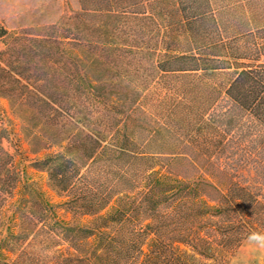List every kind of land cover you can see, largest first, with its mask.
<instances>
[{
	"label": "trees",
	"instance_id": "obj_1",
	"mask_svg": "<svg viewBox=\"0 0 264 264\" xmlns=\"http://www.w3.org/2000/svg\"><path fill=\"white\" fill-rule=\"evenodd\" d=\"M140 1L114 0L120 8L116 10L110 6L83 8L46 26L41 33L23 29L13 34L0 50V97L8 101L11 110L39 115L46 123L53 122L59 133L71 129L67 136H60L61 151L34 162L65 200L51 204L37 196L29 197L27 186L20 187L18 148L10 149L18 140L15 122L0 106V264H41L39 259L29 258L25 249L12 260L8 256L16 245L31 244L42 232L46 235L41 243L54 241L61 246L49 264H112L116 230L141 216L146 217L145 228L158 231L170 226L178 231L176 241L204 256H212L216 248L236 246L248 233L264 232V204L236 182L220 192L211 182L187 181L172 171L151 168L139 200L122 195L111 202L108 193L112 187L100 192L88 186V172L95 170L101 156L113 150L120 154L116 156L119 159L129 153L134 142L127 132L133 119L130 113L140 104L148 86L103 82L102 77L110 72L98 66V56L109 61L129 45L109 41L117 29L116 19H154L144 10H127ZM255 1L217 5L214 10L210 0H175L177 7L171 9L179 19L165 25L162 36L167 50L154 67L163 79L180 80L181 97L191 99L183 127L197 124V135L189 136L196 145L202 141L215 144L221 137L216 129L221 126L237 125L243 135L254 127L264 130V62L258 59L264 49V16L261 9L255 13ZM248 8L252 9L250 16L246 14ZM229 13L236 14L234 18L241 13L245 18L225 17ZM156 23L160 28L161 23ZM7 34L0 24V38ZM179 34L187 38L184 48L173 47L180 43L176 40ZM243 37L250 39L239 44L237 40ZM84 55H88L87 64ZM242 57L253 61L238 62ZM231 68L232 77L223 90V97L231 105L208 113L222 96L205 77ZM205 114L210 117L204 118ZM173 123L179 125L177 120ZM109 141L115 149L107 145ZM107 157V162L113 160ZM132 158L141 161L144 157L133 154ZM13 197L15 207L6 225L4 209ZM56 205L72 214L91 215V219L72 224L59 218ZM130 211H134V217ZM4 226L7 231L2 236ZM158 254L154 250L151 255L156 258ZM183 255L189 256L169 254L164 263L187 264Z\"/></svg>",
	"mask_w": 264,
	"mask_h": 264
},
{
	"label": "rangeland",
	"instance_id": "obj_2",
	"mask_svg": "<svg viewBox=\"0 0 264 264\" xmlns=\"http://www.w3.org/2000/svg\"><path fill=\"white\" fill-rule=\"evenodd\" d=\"M210 2L215 10L218 8L217 5L228 6L238 2L243 3L245 0H210ZM255 3L257 4L255 13L261 9L264 16V0H256ZM259 4L261 6L258 7ZM100 6H110L111 10L120 9L114 0H0V24L8 30L7 36L0 38V50L10 41L13 34L23 29L41 33L46 26L63 21L74 12ZM175 6V0H143L128 7L127 10H144L154 18L152 21L144 18L134 20L129 16L119 18L118 21L116 19L114 22L117 29L109 41L129 45L126 51L119 56L114 55L109 61L98 56V66L110 72L109 76L102 77V81L144 85L148 88L142 92L140 104L130 113L133 119L127 132L129 137L134 139L129 148L130 154L122 155L117 159L116 156L120 155L117 151L108 150L110 155L103 153L104 156H101L94 165L95 170L88 172L87 184L93 186V190L98 189L100 192H107L108 188L112 187L108 193L109 202L122 195H129L131 199L137 201L139 192L146 188L145 178L150 169L159 171L166 169L187 181L198 179L211 182L220 192H225L231 182H236L264 204V130L254 127L243 135V131L237 125L232 128L221 126L216 130H219L222 138L219 137L215 144L208 145V141H202L200 142L202 144L196 145L192 142V137L197 135V124L193 123V127L189 128L183 127L184 116H187L186 108L192 104L191 99L185 100L181 97L183 91L179 88L182 87L180 80L167 77L163 79L154 67L163 58V52L167 50L164 48V36H162L166 30L165 25L174 24L177 18L179 19V14L171 10ZM250 10L252 9H247V16L252 15ZM225 15L227 18L232 16L236 20L245 18L241 13H237L238 18H234L236 14ZM216 16L219 17L218 14ZM156 22L161 23L160 28L157 27ZM261 35L264 36L262 33ZM176 37L180 43L173 45L174 48L187 46L185 35L179 34ZM95 39L98 42L102 40ZM248 39L250 38L243 37L237 41L241 42L239 44H245ZM167 40L170 41V38ZM87 58L88 55H84L85 64L89 61H85ZM258 59L264 62V49L260 51ZM237 61L250 63L253 60L242 57ZM233 71L232 68L220 70L215 72V76L205 77L206 83L214 84L222 96L208 113L220 112L231 105L223 97V90ZM179 100L183 102L177 103ZM176 103L179 107L176 106L174 109ZM0 106L15 122L18 140L17 145L13 143L10 149L14 151L18 148L15 153L21 176L20 187L27 186V196H37L51 204L65 200L63 194L59 195L53 188L47 173L38 169L34 162L45 154L61 151L60 136H67L71 129L64 134L59 133L53 127L55 126L53 122L46 123L39 115L33 117L24 112L11 110L5 98L0 97ZM209 117V114L204 115L206 119ZM174 120L179 121V125L173 123ZM4 144L8 145L7 141H4ZM107 145L115 149L110 141ZM133 154L140 157L143 155L144 158L141 161L135 160L132 158ZM107 156L113 157V160L107 162ZM85 169H82L83 173H86ZM121 179H126L125 184L118 183ZM15 199L13 197L4 209L6 225L9 223L6 218L12 215L15 207ZM55 207L59 218L72 224L91 219V215L72 214L66 212L63 207L57 205ZM130 215L134 217V211H130ZM145 219L144 216L138 219L134 217L131 222L116 230L112 264H165L167 256L172 253L188 254L187 257L186 255L181 257L187 264H264V232L248 233L236 246L228 249L216 248L212 256H204L192 253L190 245L176 241L177 230L164 226L158 231H152L145 228L147 221ZM5 226L2 236L7 231ZM45 235L46 233L42 232L31 244L16 245L13 253L8 256L9 260L15 258L20 250L25 249L30 254L29 258H37L41 264H49L61 246L54 241L41 243ZM122 236H125L124 240ZM154 250L159 251V256L156 258L153 256L157 255H151Z\"/></svg>",
	"mask_w": 264,
	"mask_h": 264
}]
</instances>
